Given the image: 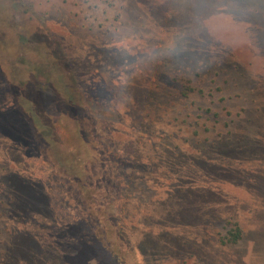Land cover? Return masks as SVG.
I'll use <instances>...</instances> for the list:
<instances>
[{
	"label": "rangeland",
	"instance_id": "374dc122",
	"mask_svg": "<svg viewBox=\"0 0 264 264\" xmlns=\"http://www.w3.org/2000/svg\"><path fill=\"white\" fill-rule=\"evenodd\" d=\"M0 264H264V0H0Z\"/></svg>",
	"mask_w": 264,
	"mask_h": 264
},
{
	"label": "trees",
	"instance_id": "16d2710c",
	"mask_svg": "<svg viewBox=\"0 0 264 264\" xmlns=\"http://www.w3.org/2000/svg\"><path fill=\"white\" fill-rule=\"evenodd\" d=\"M224 243L226 245H237L243 238L242 229L237 224H231Z\"/></svg>",
	"mask_w": 264,
	"mask_h": 264
}]
</instances>
